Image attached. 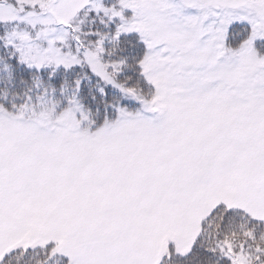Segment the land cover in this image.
Here are the masks:
<instances>
[{"label": "snow or ice", "instance_id": "6c2138e0", "mask_svg": "<svg viewBox=\"0 0 264 264\" xmlns=\"http://www.w3.org/2000/svg\"><path fill=\"white\" fill-rule=\"evenodd\" d=\"M0 264H264V0H0Z\"/></svg>", "mask_w": 264, "mask_h": 264}]
</instances>
